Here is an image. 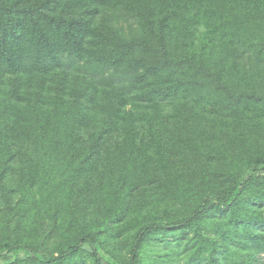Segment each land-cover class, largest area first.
<instances>
[{
  "label": "trees",
  "instance_id": "1",
  "mask_svg": "<svg viewBox=\"0 0 264 264\" xmlns=\"http://www.w3.org/2000/svg\"><path fill=\"white\" fill-rule=\"evenodd\" d=\"M0 264H264V0H0Z\"/></svg>",
  "mask_w": 264,
  "mask_h": 264
}]
</instances>
